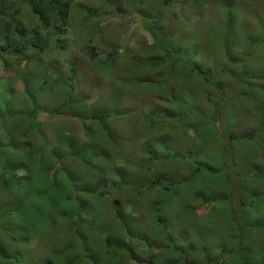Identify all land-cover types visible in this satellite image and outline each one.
Wrapping results in <instances>:
<instances>
[{"label":"rangeland","instance_id":"1","mask_svg":"<svg viewBox=\"0 0 264 264\" xmlns=\"http://www.w3.org/2000/svg\"><path fill=\"white\" fill-rule=\"evenodd\" d=\"M4 1L40 42L0 23V264H264V0Z\"/></svg>","mask_w":264,"mask_h":264},{"label":"trees","instance_id":"2","mask_svg":"<svg viewBox=\"0 0 264 264\" xmlns=\"http://www.w3.org/2000/svg\"><path fill=\"white\" fill-rule=\"evenodd\" d=\"M27 1H28L29 6L31 7V9L38 16V20H39L40 25L46 29V28H48V26L53 21H55V22L59 21L60 22L59 27H63L65 24L68 23V17H69L68 15H69L70 8H71V5H72L74 0H27ZM9 6L10 5L7 4L4 0H0V23H2V27H3L2 30H3V33L5 35L4 39L6 40L8 45L9 44L12 45L15 43L16 44L15 49L17 50V52H22L25 48H27L28 45H33V44L39 45V42H40L39 34L36 35V39H38L36 41H34L32 38H28L25 43L22 42V38L28 36L30 30L27 29V26L22 21L21 22L15 21V16L13 14V13H15V11L13 10V13H11V8ZM10 14H12L11 18L8 17V15H10ZM1 16H6V17L2 19ZM55 33H58V31L54 32L53 34H55ZM21 59H25V58L21 56ZM224 63H225V60H224ZM232 64L233 63H228V64L226 63L225 65H223V69L226 70V69L230 68L231 67L230 65H232ZM194 65H197V64L194 63ZM197 68H198L197 70H198L199 75L201 76V78L203 77V79L207 82V85H211L212 83H215L218 85L221 84L219 79L213 80L214 78H211V77H213L211 74H208V75L203 74L204 71L202 69H200L199 67H197ZM184 70L187 72L186 74H185ZM182 73H183V75L185 74L184 76H186V75L189 76V74H191V72H188V70L185 68L182 70ZM230 73H232V72H230ZM218 105L219 104L216 103L214 107L218 108ZM3 114H4V112L1 113L0 117H2ZM8 132L12 133L13 129L8 128ZM12 135H13V133H12ZM247 135H251V134H247ZM13 139H15V140L17 139L16 134H15V136L13 135ZM18 184H20V183H18ZM38 186H39V184H38ZM39 194H40V190L38 188V194H37L38 199L37 200L40 199ZM66 196H70V195L69 194L68 195L63 194V196L61 198V204L62 205L55 202L54 205H56L58 208L54 212L58 213V212L64 211L65 216L66 215L74 216L75 213H77L78 211H81V210L83 211V208H85V209H87L88 216L90 215V211H91V207H90L91 205L90 204L85 203V201H83L82 204L76 203V202L74 203V202H71L70 200H72V199H70L68 202V203H70V205H71L70 206L69 204L65 203L66 199H67ZM63 197H65V199H64L65 202H63ZM36 216L39 217V215H36ZM37 221H39V220L37 219ZM41 223L42 222H39L37 225L33 224V226L37 229L38 225ZM31 229H34V228H31ZM39 229L40 228H38V230ZM25 230L27 232L25 233L24 237H23V233L20 234V236L24 239V241L29 236L28 230L27 229H25ZM109 237H110V235H108V233L106 232L105 233V240H104L103 244H105V243L111 244V240ZM113 246L115 248L119 249V250L116 249V251H121L124 248H128L126 246V244L119 243V242L114 244ZM0 252L2 254L3 259L6 260L7 263H9V261L11 262V259L14 256L10 257V255L14 254L13 251H11V250L9 251L7 249H3L0 247ZM26 252H27L26 249L18 252L17 257H16V259H17L16 264H32L34 262V260L32 259V255H30L31 256V259H29L30 261L28 260ZM154 258H156V257H154ZM140 262L144 263V264H152V259L150 261L141 260ZM11 264H14V263H11ZM36 264H42V261H40V263H36ZM61 264H63V263H61ZM244 264H248L246 258L244 259Z\"/></svg>","mask_w":264,"mask_h":264},{"label":"crops","instance_id":"3","mask_svg":"<svg viewBox=\"0 0 264 264\" xmlns=\"http://www.w3.org/2000/svg\"><path fill=\"white\" fill-rule=\"evenodd\" d=\"M245 74L248 75V77H255L254 75L263 76L264 72L263 73H260V72H251V71H248Z\"/></svg>","mask_w":264,"mask_h":264},{"label":"clouds","instance_id":"4","mask_svg":"<svg viewBox=\"0 0 264 264\" xmlns=\"http://www.w3.org/2000/svg\"><path fill=\"white\" fill-rule=\"evenodd\" d=\"M140 234H141V233H140ZM155 259H156V258H153V260H154V264H155ZM143 260H145V261H147V260L150 261V258H149V259H148V258H147V259H143ZM181 263H184V264H185V262H181ZM195 264H196V263H195Z\"/></svg>","mask_w":264,"mask_h":264}]
</instances>
